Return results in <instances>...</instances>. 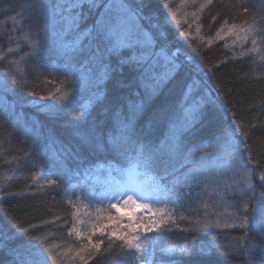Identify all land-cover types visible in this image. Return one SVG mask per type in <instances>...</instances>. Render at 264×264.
Returning a JSON list of instances; mask_svg holds the SVG:
<instances>
[{
  "label": "trees",
  "instance_id": "16d2710c",
  "mask_svg": "<svg viewBox=\"0 0 264 264\" xmlns=\"http://www.w3.org/2000/svg\"><path fill=\"white\" fill-rule=\"evenodd\" d=\"M48 2L0 0V80L6 79L9 87L8 92L0 93V228L9 234L18 233L12 246L30 242L34 245L32 251L38 250L46 264H138L125 242L117 237L142 233L150 240L160 237L155 249L157 262L166 264L172 256L176 264H244V255L231 253L243 231L223 225L231 223L232 213L243 201L251 214L258 207L264 186L259 179L264 174V60L253 52L243 54L229 37L216 36L229 25L239 30L261 28L264 44V0H202L195 20L197 34L185 32L175 21L172 12L178 0H131L133 8L141 9V28L156 46L175 54L176 63L181 65V71L140 117L138 129L164 102L177 118L182 115L185 99L200 101L204 109V119L184 135L182 154L170 161L167 171L176 169L175 173L157 180L159 188L155 190L164 199L158 203L143 199L147 205L144 209L153 211V216L139 207L127 213L110 207L105 194L112 190L114 179L125 183V175L117 171L124 166V160L111 150L85 146L80 135L101 122L106 135L114 131L117 109L123 107L126 115L127 100L137 99L133 93L138 90L143 96L145 89L139 74L118 63L120 56L129 55V50L122 49L120 56L113 55L105 61L109 76L102 79L101 63L68 54L67 44L77 33L65 31L59 20L42 14L39 5ZM84 11L87 15L86 6ZM90 22L89 19L81 24V30ZM37 32L42 47L33 57L25 37L28 34L35 39L31 34ZM83 43L86 45L87 41ZM148 46H138V51H145ZM11 76L19 83L13 84ZM145 83L150 84L151 80L146 79ZM189 86L190 94L185 97ZM69 87L70 102L56 104L48 99L45 103L54 104L55 108L39 111L23 106L24 99H32L28 92L59 96ZM236 124L240 125L239 131L233 130ZM166 130L165 121L139 135L145 143L156 145ZM229 131L235 140L247 143L248 149L243 156L233 149L229 154H236L234 161L222 160L217 165L211 155L204 153L218 146ZM242 133L247 134L246 141ZM190 152L197 162L181 167L185 157L192 159L187 155ZM100 162L108 165L113 180L94 170ZM247 169L254 171L252 177L247 175ZM197 170L198 178L192 179ZM165 171L162 164L152 168L157 177L164 176ZM249 179L255 188L252 199ZM161 217L167 220L166 224L144 233L146 226L160 222ZM197 220L213 225L219 221L221 226L195 233L185 231ZM20 228H28L29 232L19 233ZM192 240L205 247L215 241L216 248L210 254L192 257L159 250L175 249ZM10 260L6 253H0V264Z\"/></svg>",
  "mask_w": 264,
  "mask_h": 264
},
{
  "label": "snow or ice",
  "instance_id": "6c2138e0",
  "mask_svg": "<svg viewBox=\"0 0 264 264\" xmlns=\"http://www.w3.org/2000/svg\"><path fill=\"white\" fill-rule=\"evenodd\" d=\"M211 3V0H208ZM85 6L87 7V15L85 14ZM44 16H51L53 19L59 18V22L65 25V31L76 32V37L67 44L68 54L73 56H85L89 62H99L103 65L102 79L109 76V65L105 63L111 56H120L122 49H128L127 57L120 56L118 63L120 65H128L133 72L138 73V79L144 86V94L141 96L137 90L133 93L137 99H128L126 104V115L123 114V107L118 108L115 116V129L109 131L106 135L103 122L95 127V129L80 134L81 140L85 146L94 150H111L124 160V166L117 169L122 175L128 177L127 183H120L116 188L106 192L105 198L108 200L111 208L118 212L120 208L118 204L123 201L125 205L131 203L136 207H147L145 204H137V198L152 199L151 185L149 181L163 180L165 176L174 174L167 171L170 161L180 156L183 152L184 135L197 123L204 119V109L200 101H196L193 105L181 109L182 115L177 118L170 106L164 102L153 109L151 115L144 122L142 127L138 129V121L141 116L150 107L152 100L160 96L165 85L181 71V65L176 63L175 54L172 57H165L166 63L163 71H158L160 67L158 57L163 52L149 53L147 51H138V46L143 47L139 37L143 29L140 26V8H133L131 0H49L48 3L39 5ZM247 12L248 8L244 7ZM91 20L82 30L80 25L87 20ZM264 24V20L261 21ZM35 39L26 34L29 46L33 52L29 55L37 56L42 47V41L39 33H32ZM87 41L85 45L83 41ZM255 39L252 43L255 44ZM156 57V59H154ZM7 77L9 74H3ZM151 80L150 84L145 80ZM13 84H18L15 76H11ZM64 83V81H61ZM70 83V82H69ZM123 86V85H122ZM131 87V85H127ZM185 91V97L190 94V89ZM7 80H0V93L8 92ZM59 91V90H58ZM28 96L32 99H24L23 106H31L38 111L41 109H53L54 104L45 103L51 99L56 104H62L71 101V88H66L61 95L50 92L48 97L38 96L35 92H28ZM120 101L118 100V103ZM84 115L83 112L80 113ZM235 115V114H233ZM167 122V130L164 138L156 145L145 143L141 139L139 132L143 130H152L161 122ZM240 125H234V131H239ZM244 141L247 140V134L242 133ZM235 150L243 156L245 150L248 149L247 143L235 140ZM192 156L189 160L187 157L181 167L188 163H196L194 153H188ZM210 153H204V156H210ZM200 159H203L201 157ZM251 162V157H249ZM156 164H162L166 171L164 176L157 177L152 172V168ZM247 168V166H245ZM247 175L252 177L254 171L247 169ZM145 176L146 180L141 181L139 177ZM199 170L192 177L197 179ZM259 179L264 181V174ZM248 188L252 191L249 199L255 198V188L251 179L247 181ZM247 195V192H243ZM126 197V199H125ZM160 202L159 200L156 201ZM258 207L253 208L251 214L247 211V202L243 201L237 211L232 213L231 223H224L225 228L239 229L243 231V235L236 238L231 253L233 255H244L246 257L244 264H264V186H262L261 197L257 200ZM243 215H240V212ZM111 219V217H109ZM167 220L161 217L160 222H153L144 228V233L152 231L153 228L160 229L161 224H166ZM219 221L216 224H209L206 221L197 222L191 229L193 233L211 228H219ZM163 231V230H162ZM28 228H20L19 233L27 234ZM113 235H116L113 233ZM142 233L129 237L123 234L117 238L125 242V247L132 252L138 264H165L164 261L157 262L155 260V249L158 248L160 237L150 240ZM257 236L260 239L254 240ZM18 238V233H8L4 228H0V253H6L11 257L8 264H46V260L40 255V252L32 251L34 245L30 242H22L12 246V242ZM37 239L36 237L32 238ZM91 241V237H89ZM98 248L99 245H96ZM216 248V242L213 241L208 247L200 245L199 242L192 240L177 248L159 249L163 253L177 252L181 257H192L195 255L210 254ZM260 253L258 256L257 253ZM166 264H176V258L170 256Z\"/></svg>",
  "mask_w": 264,
  "mask_h": 264
},
{
  "label": "rangeland",
  "instance_id": "374dc122",
  "mask_svg": "<svg viewBox=\"0 0 264 264\" xmlns=\"http://www.w3.org/2000/svg\"><path fill=\"white\" fill-rule=\"evenodd\" d=\"M49 1V0H47ZM201 1L202 0H178L177 2V6L175 7V9L173 10L172 14L173 17L175 19V21L179 24V28L180 29H185V32L190 33L191 31H193L194 33L197 34V26L196 25V18H197V13L200 10L201 7ZM194 12V13H193ZM193 13V14H192ZM57 20H59V18H56ZM55 19V20H56ZM41 20V19H37ZM42 24L44 23V21H41ZM45 24L47 25V27L49 24L47 23V21L45 22ZM60 24H62L60 22ZM63 28L65 29V25L63 24ZM58 27V24H57ZM189 28V29H188ZM193 28V30L191 29ZM49 29L47 30V33H49ZM263 30L261 28H242V29H234L233 27L229 26H224L223 29L217 34L216 37H220V38H227L229 37L231 44L233 46H237L240 48V52H242L243 54H245V52L250 53H256L255 55H257V58H259L260 60H264V44H263ZM184 33V32H182ZM186 35H191V34H186ZM141 36L142 39H140L142 45H149L148 47L145 48V51L149 52V53H153V52H163V55L158 57V61H159V65L160 67L158 68V71H163L164 70V65L166 63L165 57H171L172 55L170 53L167 52V50H165L163 47H159L156 46V42L154 41V39L148 34L147 31L143 30L141 32ZM46 38V37H45ZM44 39V37L42 38ZM253 39H255V44L252 43ZM26 42V41H25ZM242 47V48H241ZM245 51V52H244ZM255 51V52H254ZM246 55V54H245ZM154 59H156V57H154ZM185 99V97H184ZM185 103H184V107H188L189 105H193L195 102L192 100L190 102H188L189 100L185 99ZM180 118V116H179ZM234 137L232 135V132L230 133V131L228 132V134H226L222 140L220 142H218V146L214 147L213 150H210L209 153L211 154V156L213 157L211 161L215 162L217 165H219V161L222 163V160H228L229 162H232V160L234 161V158L236 157V154H234L233 156H230V152L233 151V149L235 150V144H234ZM208 153V152H206ZM230 156V158H229ZM199 158V157H197ZM229 158V159H228ZM99 165L94 166V170L97 171H101L104 169H108V165L107 164H103L102 162L98 163ZM108 173H110V168ZM111 177H113L111 174L108 176L109 181L113 180L110 179ZM126 180L124 181L125 183L128 182V177L125 176ZM139 179L141 181H144L147 179V177L145 176H141L139 177ZM242 180V179H241ZM120 183H123L122 181L119 180H115L114 179V185L111 189L116 188ZM159 182L157 181H149V184L151 185V191H152V200H163L164 196L162 194H159L155 189L159 188ZM126 199V197H125ZM133 199H136L137 204H144V200L146 198H137L136 195L133 196ZM144 199V200H143ZM146 202V200H145ZM120 210L125 211L127 213V211L129 212V209L131 208H136L135 205H132L131 203L125 205L123 203V201H120L119 205ZM142 208L141 210L143 212H146L147 214L153 216L155 213L153 211H151L150 209H144V207H139ZM138 209V208H137ZM136 210V209H135Z\"/></svg>",
  "mask_w": 264,
  "mask_h": 264
},
{
  "label": "bare ground",
  "instance_id": "6f19581e",
  "mask_svg": "<svg viewBox=\"0 0 264 264\" xmlns=\"http://www.w3.org/2000/svg\"><path fill=\"white\" fill-rule=\"evenodd\" d=\"M169 53V52H168ZM173 53H175V52H173ZM172 55V54H171ZM172 57V56H171ZM108 171H109V168L107 169H104V170H101V171H98V173L99 174H101V175H110V173H108Z\"/></svg>",
  "mask_w": 264,
  "mask_h": 264
}]
</instances>
